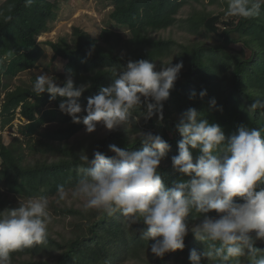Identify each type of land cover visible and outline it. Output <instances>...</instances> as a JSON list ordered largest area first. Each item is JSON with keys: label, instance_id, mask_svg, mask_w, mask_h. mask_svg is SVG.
I'll return each instance as SVG.
<instances>
[{"label": "trees", "instance_id": "1", "mask_svg": "<svg viewBox=\"0 0 264 264\" xmlns=\"http://www.w3.org/2000/svg\"><path fill=\"white\" fill-rule=\"evenodd\" d=\"M97 2L108 10L96 36L78 24L46 41L64 62L62 72L51 76L62 86L70 72L75 86L90 85L78 99L82 106L111 84L108 67L146 59L159 69L160 62L172 59V64L180 62L183 68L163 103V121L155 116L141 118L136 128L117 127L101 137L80 136L83 123H73L59 111L63 98L51 100L48 93L38 95L32 87L45 56L38 38L52 31L61 0H34L30 7L25 0H0V131L14 132L11 124L16 117L19 120L10 143L5 144L0 134V211L18 207L29 196L45 195L51 217L46 241L11 253L12 264H190V251L204 250L191 233L183 250L154 257L153 241L141 240L142 222L129 227L119 213L85 211L83 201L70 196L57 203V186L75 184L84 166L82 154L89 159L94 151L111 156L113 144L139 150L136 130L159 134L169 143L170 151L158 168L166 186L189 179L171 167L181 139L175 126L189 108L218 124L226 137L241 125L264 127V110H248L253 100L264 99V6L260 16L242 19L224 16L227 0ZM193 91L196 96L190 99ZM201 91H206L203 98ZM84 115L80 114L81 121ZM199 222L191 216L187 219L189 226ZM255 247L264 250V241H257ZM200 264L216 262L202 256ZM239 264H247L246 257L239 258Z\"/></svg>", "mask_w": 264, "mask_h": 264}, {"label": "clouds", "instance_id": "2", "mask_svg": "<svg viewBox=\"0 0 264 264\" xmlns=\"http://www.w3.org/2000/svg\"><path fill=\"white\" fill-rule=\"evenodd\" d=\"M33 3L25 0L26 7ZM262 6L264 0H227L222 11L226 18L252 19L260 16ZM182 68V63L172 64V59L160 62L159 69L146 59L108 67L111 84L89 97L86 106L78 99L90 85L75 86L70 72L62 86L55 77L40 74L32 87L38 95L48 93L51 100L63 98L59 111L73 123L82 122L87 133L98 124L107 130H125L136 128L141 118L147 121L155 116L163 121V103ZM199 95L203 98L206 91ZM195 96L193 91L189 98ZM210 104L214 106L215 101ZM248 110H264V99L253 100ZM136 111L139 115H134ZM82 112L86 115L81 121ZM175 131L181 139L178 153L171 157L172 171L189 179L166 186L158 168L170 151L169 143L159 134L136 130L139 150L113 144L111 156L94 151L89 159L82 154L84 166L75 184L57 186V203L70 196L83 201L85 211L96 209L107 216L119 213L129 227L142 222L141 240L153 241L150 252L157 258L183 250L184 239L191 233L204 250H191L190 264H200L202 256L216 264L233 260L239 264L241 257H246L247 264H264V250L255 247L257 241H264V127L241 125L226 137L218 124H210L189 108ZM193 150L198 152L195 158ZM213 212L215 216H210ZM189 216L200 222L189 226ZM50 220L45 195L29 196L18 207L0 211V264H12L11 253L18 249L44 243Z\"/></svg>", "mask_w": 264, "mask_h": 264}, {"label": "rangeland", "instance_id": "3", "mask_svg": "<svg viewBox=\"0 0 264 264\" xmlns=\"http://www.w3.org/2000/svg\"><path fill=\"white\" fill-rule=\"evenodd\" d=\"M97 1L98 0H61L60 12L51 28L52 31L42 34L38 38V41L42 43L41 46L45 50V56L38 63V67L36 68L37 75H54L56 73H61L63 69L64 62L60 58L55 57L48 44H46V41L50 42L56 40L59 36L70 31L71 26L78 24L86 26L92 36L98 34L97 29L103 27L101 21L108 8L102 9ZM17 119L16 117L11 124L13 130L18 127ZM7 131L8 129L6 131H0L5 144L10 143L15 135L13 132ZM110 131L111 130H107L102 124H98L92 133H87L86 130H84L80 133V136L101 137Z\"/></svg>", "mask_w": 264, "mask_h": 264}]
</instances>
